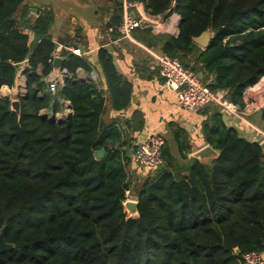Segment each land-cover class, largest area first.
<instances>
[{
    "label": "trees",
    "instance_id": "trees-1",
    "mask_svg": "<svg viewBox=\"0 0 264 264\" xmlns=\"http://www.w3.org/2000/svg\"><path fill=\"white\" fill-rule=\"evenodd\" d=\"M111 1L99 9L110 12L104 28L117 37L124 8ZM128 1L145 2L154 17L181 16L177 36L158 37L151 26L134 31L148 47L159 42L160 52L178 57L212 89L228 90L232 103L245 106V91L264 76V0ZM36 7L0 0V88H13L28 61L20 114L11 97H0V232L6 225V241L14 245L0 264H244L246 253H264L261 143L229 126L221 106L207 107L202 135L219 155L190 157L188 138L177 137V154L164 146V168L134 182L127 151L109 145L120 133L103 121L104 91L94 81H77L79 68L93 71L90 59L63 49L62 67L70 76L50 91L55 11L44 5L33 21L28 15ZM207 30L213 38L202 49L193 38ZM97 55L111 104L124 110L133 86L107 47ZM65 101L73 113L62 123L43 116L62 112ZM102 148L106 155L99 160L95 153ZM130 190L138 199L136 217L125 208Z\"/></svg>",
    "mask_w": 264,
    "mask_h": 264
},
{
    "label": "crops",
    "instance_id": "crops-1",
    "mask_svg": "<svg viewBox=\"0 0 264 264\" xmlns=\"http://www.w3.org/2000/svg\"><path fill=\"white\" fill-rule=\"evenodd\" d=\"M26 1L33 6H36L35 3L37 1L40 3L39 6L49 5L53 7L55 11V23L51 29V33L54 41L58 44L55 51V54H58V57H61L63 60L64 57L62 56V50L67 49L69 45H75L81 50V55L88 57L92 62L94 67L93 71L87 72L82 68L78 69L77 81H94V83L97 84L98 89L104 91L107 101L106 110L102 117L103 121L106 125H109L108 127H117L120 133L118 137L110 138L109 145L114 148L120 146L122 151H127V156L131 160L129 171L134 182L144 179L145 174L147 173L138 166L135 149L136 145L144 142L149 134L154 133L161 135L165 140V144L169 145L176 154V147H178L177 137H187L193 151L192 154H190V157H193L192 155L194 152L208 145V143L204 141L202 135V126L207 118V113L205 112L207 108L200 112H192L179 106L178 92L166 84L165 79L160 75V69L156 66L152 52H150V50L154 52L161 51V44L159 42L156 47H148L143 41L139 40L138 34H141L139 31H133L132 36L129 38L121 36L116 37L112 34V27H110L109 30H106L104 28L106 24H99V30L87 23V21L86 23H83L82 27L91 31L88 34L87 39L90 42V45L87 48L81 47L78 45L81 38H76L77 31H81V21L71 13L72 11L70 9L65 8V6L62 5L45 2L44 0ZM120 2L123 3L124 12L126 10V3H131L133 6L130 10L137 15L141 12L149 14L145 2H129L128 0H121ZM169 17H171V20L163 21L162 24L169 28L168 26L172 24V21L177 19L175 22L176 32H169L167 30L157 31L153 28L155 25H152L151 28L158 37L163 34H171L175 36L179 34L180 19L178 15L173 14ZM155 22L157 23L159 21L154 20V23ZM140 28L143 29V27ZM34 40L35 38L32 32L30 36L31 43H33ZM111 46L113 49H109ZM101 47H107L113 53L114 63L119 73L133 86L131 103L124 110H116L109 99L106 81L104 80L103 73L98 63L97 52ZM27 66V60L21 64L16 84L13 87L12 94H14V98L11 97L12 100L18 98V92L23 89L22 87L25 88L27 78L23 71ZM59 72L60 70H55L53 68L50 76L46 79L47 82L49 83L53 79L58 78L60 76ZM93 72L97 75L96 80L92 78ZM3 93H7V90L4 89ZM244 102L245 106L243 108L239 105H237V107L238 110L240 109V111H242L241 113L243 115H247L249 106L247 105L248 99L245 94ZM254 106L256 107L257 105ZM262 108H264V106L260 105L257 106V108H252V112L248 114V120L240 114H234L224 108L222 111L224 113L225 122L229 126L238 129L241 134L249 140L261 141L264 133V120L261 117ZM70 109H72L70 101H65V109L62 112L54 114L53 111L46 110L43 114L49 116L55 115L58 120H64L66 116L73 113V109ZM68 110H70V112H68ZM227 111L234 117L226 114ZM239 120H242L244 123ZM129 195V199L138 200L133 190L129 191Z\"/></svg>",
    "mask_w": 264,
    "mask_h": 264
},
{
    "label": "built area",
    "instance_id": "built-area-1",
    "mask_svg": "<svg viewBox=\"0 0 264 264\" xmlns=\"http://www.w3.org/2000/svg\"><path fill=\"white\" fill-rule=\"evenodd\" d=\"M132 6L133 4L126 3V10L124 12L123 19L118 27L121 37L129 38L132 36L133 31L136 28L150 27L154 23V16H151L146 12H141L137 15L135 12L130 10ZM43 9V6H37V9H31L28 15L29 18L34 21L40 16ZM24 30L31 36L32 31L29 28H25ZM67 50L74 54L81 55V50L75 45H69ZM150 52H152L156 66L160 69V75L165 79L166 84L178 92L179 106L181 108L192 112H200L208 106L218 105L234 114H238L237 105L232 103L228 98V90L212 89L204 81L201 74L195 72L191 68L185 67L178 57L171 56L164 52H154L152 50H150ZM54 56L58 57V54L54 53ZM59 74L60 76L58 78L49 82V89L53 93H56L58 89L64 85V79L70 76L69 71L65 67L60 69ZM92 78L96 80L97 75L95 72L92 73ZM4 88L5 87L0 88V94H3ZM22 88L23 89L18 92V95L21 94L24 96L26 95V90L24 87ZM70 110H68V112H70ZM261 141L264 142V133ZM164 146V138L161 135L154 133L149 134L144 142L136 145V160L138 166L143 171L147 172L145 176L148 172L154 171L160 165H163ZM127 197L129 199V192L127 193ZM243 259L244 264H264V253L252 251L246 253Z\"/></svg>",
    "mask_w": 264,
    "mask_h": 264
},
{
    "label": "water",
    "instance_id": "water-1",
    "mask_svg": "<svg viewBox=\"0 0 264 264\" xmlns=\"http://www.w3.org/2000/svg\"><path fill=\"white\" fill-rule=\"evenodd\" d=\"M58 1L63 2L66 5H70V6L79 8V9H83V10L88 9V10H91L93 12H98V18L101 16L100 9H99L98 5L94 2V0H58ZM35 4H36V6H39L40 3L36 1ZM35 9H37V7ZM178 17L181 21V16L178 15ZM212 38H213L212 31L207 30V31L203 32L200 36L194 37L193 40L201 48L206 49L210 45ZM109 49H113V47L111 46V47H109ZM62 62H63V60L61 57H55L54 62H53L54 69L60 70L62 68ZM5 87H7V86H5ZM27 88H28V84L26 82L25 83V89L27 90ZM0 97L6 98V97H11V95L10 94H0ZM20 106H21V104H20V100L18 98L12 100V109L14 111H16L18 114H20V111H21ZM71 114L72 113H70L68 116H70ZM43 116H48V115L44 114ZM49 120H51L53 122H60V123H62L64 121L63 119L58 120L55 115H51V117H49ZM261 145L264 148V142L261 143ZM95 155H96V158L100 160L106 155V150L104 148L97 150ZM218 155H219V152L217 150H215L210 144H208L205 147L194 152L192 156L195 158H198L199 160H202V161H209V160L217 157ZM163 168H164V166L160 165L157 169L161 170ZM125 208L128 212L129 217H136L139 215L138 200L127 199V201L125 202ZM6 229H7V226L5 225L0 232V255L2 253H4L5 251H7L8 249H11L14 247V245L9 244L6 241ZM236 252L239 254L240 250L236 249Z\"/></svg>",
    "mask_w": 264,
    "mask_h": 264
},
{
    "label": "rangeland",
    "instance_id": "rangeland-1",
    "mask_svg": "<svg viewBox=\"0 0 264 264\" xmlns=\"http://www.w3.org/2000/svg\"><path fill=\"white\" fill-rule=\"evenodd\" d=\"M44 1L52 3V4H56V5L65 6V8L70 9L72 11L71 13H73L75 15V17L81 21V31L79 32V30H78L77 31V35H76L77 39L81 38L79 43H78V45L81 46V47H86L87 48L90 45V42L87 39H88V34L91 31L87 30V29H84L82 27L83 23H86L88 21L87 23L91 24L93 27H95L96 29L100 30L99 24L105 25V23L108 21V19L110 17V12L107 11V9H105V8L100 10L101 16L98 18V12H93V11L88 10V9L87 10L79 9V8H76V7H73V6H70V5H66L63 2H60L58 0H44ZM94 2L98 5V7H99V5L102 6V7H109L110 4H112L111 0H94ZM170 18L171 17H169L167 19L165 17H155L154 20L163 23V21L165 22L166 20L170 21L171 20ZM153 25H155L153 28L156 29L157 31L167 30L169 32H174V33L176 32V29L173 31V30H171L169 28H166V27L159 28V27H157V23L156 22L153 23ZM64 37L67 38L66 36H64ZM263 81H264V76L254 86L249 87L245 91L246 98L248 99L247 105L249 106L248 107V113H247V115H245V114L243 115L241 113L242 111H240V109L237 110V112H238V114H240L241 116L245 117L246 119L249 117L248 114L250 112H252V108H257V106H259V105L260 106H264V105H262V104H264V95H259V94L255 95V93L252 91L257 85H259ZM4 89L7 90V93H5V94L10 93L11 97L14 98V94H12L13 88L5 87ZM254 105H257V106L255 107ZM226 114L232 116V114H230L228 111H227ZM228 115H227V117H228ZM232 117H234V116H232ZM239 121L243 122L242 120H239ZM228 122H230V121H228ZM259 142L263 143V141H259Z\"/></svg>",
    "mask_w": 264,
    "mask_h": 264
},
{
    "label": "bare ground",
    "instance_id": "bare-ground-1",
    "mask_svg": "<svg viewBox=\"0 0 264 264\" xmlns=\"http://www.w3.org/2000/svg\"><path fill=\"white\" fill-rule=\"evenodd\" d=\"M175 22H176V20H173L172 24H170L168 26L173 31L176 29ZM157 27L162 28V27H166V26H164L161 22H157ZM252 91L255 93V95H257V94L264 95V81L262 83H260L259 85H257Z\"/></svg>",
    "mask_w": 264,
    "mask_h": 264
}]
</instances>
